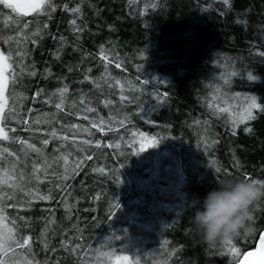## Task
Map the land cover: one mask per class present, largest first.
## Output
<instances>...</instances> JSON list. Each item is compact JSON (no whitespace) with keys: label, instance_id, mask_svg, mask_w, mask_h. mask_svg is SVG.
<instances>
[{"label":"trees","instance_id":"obj_1","mask_svg":"<svg viewBox=\"0 0 264 264\" xmlns=\"http://www.w3.org/2000/svg\"><path fill=\"white\" fill-rule=\"evenodd\" d=\"M53 3L51 18L0 3V37H14L8 44L0 39V51L11 53L6 75L15 76L6 90L15 103L6 104L3 126L10 138L43 149L25 157V145L0 140L14 153H4L0 166L19 157L16 180L8 183L23 169L31 189L0 201V231L29 240L13 246L15 256L7 248L0 256L15 264H126L115 259L124 255L137 264H237L264 231V202L253 210L258 231L235 241L236 253L193 234L187 205L225 177L264 180V0ZM64 4H79L80 14ZM70 19L80 31H72ZM37 20L40 36L15 37L24 24L30 33ZM65 85L60 110L55 90ZM246 97H256L261 109H252L255 119L237 123L233 134L231 120L243 114ZM34 162L42 165L39 180L31 179ZM12 191L0 185V192ZM104 252L113 253L110 261Z\"/></svg>","mask_w":264,"mask_h":264},{"label":"snow or ice","instance_id":"obj_2","mask_svg":"<svg viewBox=\"0 0 264 264\" xmlns=\"http://www.w3.org/2000/svg\"><path fill=\"white\" fill-rule=\"evenodd\" d=\"M227 2H228V0H225L226 4H227ZM0 3H2L5 8L13 9L15 12L20 13L22 15H28L29 13H35L37 18L41 15L48 16L49 18H51L52 12H54L57 8V5L55 3H53V0H31V2L27 3V4H13V3H10L9 0H0ZM62 8L64 11H67V12L72 13L74 15L80 14V5L79 4H77L74 7H69L68 4H64L62 6ZM141 15H143V11H141ZM13 23L20 24L21 21L19 19L13 18ZM68 24L71 26H74L72 28L73 32L80 31L79 27L76 26V20L75 19H70L68 21ZM37 25L38 26L35 29H33L30 33H25L24 29L28 28V24H24L23 28H21L20 30L15 32V37L23 36L24 39L27 40L30 37L40 36L42 34V30L39 27V21L38 20H37ZM47 27H48V24L45 22L43 24V28L46 29ZM0 39H3L4 43L8 44V42L13 40L14 37L10 35V36L0 37ZM60 39H61V41H63L64 37H61ZM17 43H19V41H17ZM32 43L36 44L37 41L35 39H32ZM101 49H103V45H101ZM16 55L19 56V55H21V53L17 52ZM54 55H58V53H54ZM101 57L106 59L103 51H101ZM21 64H22V61H21ZM11 67H12V65H11V53L6 55L3 51H0V140L8 141L10 139H13L16 142H18L22 145H25L26 149H21V151H24L25 157H27L29 155V152H35L39 155H43V149L37 147L35 144L29 143L26 140H21L19 137H11L10 138L8 135H6L5 127L3 126V122L6 119L5 106L9 102L10 99H11V102L13 104L15 103L14 98L6 96V90L8 89L9 84L15 83V76L9 77L8 75H6V72L9 69H11ZM21 71H24V69L21 68ZM45 71H47V69ZM32 74H34V73H32ZM232 75H235V73L233 72ZM248 78H249V80H252L255 77L250 75ZM84 80H86V81L90 80V77L87 74H85ZM227 82L228 81L225 80V83H227ZM55 92L58 93V95H59V102H57L55 104V107L57 109L63 110L62 105L64 103L65 93L68 92V88L65 85V86H62L60 88H57L55 90ZM121 99L123 100V99H125V97L122 96ZM246 101H247V103H246V107L244 108L243 114L238 116L237 118H233L231 120V124L233 127V134H234V128H235L237 123H241L244 120L255 119V116L252 113V109H261V105L257 103L256 97H246ZM81 102L83 103V97L81 98ZM210 107H211V105H210ZM86 110L87 111H93V109L91 107H87ZM262 110H264V109H262ZM8 111H14V109H9ZM29 111H31V109H29ZM221 111H227V109H221ZM53 116H54V114H53ZM230 116H231V114H230ZM12 118L15 119L16 117H12ZM17 122L19 123L21 121L18 119ZM36 122H39V121H36ZM205 123H207V122H205ZM72 127L75 128L76 125H72ZM244 131L248 132L249 128L246 127L244 129ZM54 135H55V129H53V131L49 135L48 139H42L41 140V144L44 146H48L49 140ZM141 135H143V134L141 133ZM84 143L88 144V143H90V141H84ZM96 143L99 144V141H97ZM153 143H154V141H150L146 144H142L141 145V151H143L145 147L151 146ZM74 147H75V145H74ZM52 151L56 152L57 148L55 146H53ZM4 153H6L7 156H13L14 155V153L8 147L0 148V157H2ZM63 159H64V163H65L64 178L67 179L68 174H69V165H68L67 156H64ZM18 162H19V157H17V159L13 160V161H8L7 158L5 157L2 161V166H0V185H7L13 191L11 193L0 192V201H2L4 195H8L10 198H14V193L16 190L24 192L25 195H28L31 193V189H28L25 187L24 182H26V181L30 182V180H29V178H27L24 175L23 169H21V173L18 177V180L15 183H10V184L8 183L9 181L16 180L15 170L17 168ZM78 166L79 165H77V167ZM38 170H42V165L40 163L34 162L32 165L31 179H36V180L41 179V177H39L37 175ZM72 171H75V168H73ZM216 171H217V173H219L221 171V169L216 168ZM244 178L252 180L253 182H256V183H264V180H261L258 178H251L247 174H245ZM116 180H117V184H119V175H117ZM50 198L51 197L48 195H40L39 196V199H42V200H48ZM20 206L23 207L24 205L21 204ZM113 206L116 208H119L118 203H116ZM7 207H15V205L9 204V205H7ZM3 212H4V206L2 204H0V220L4 219ZM21 219H23V217H21ZM262 240H264V237H262ZM28 243H29V240H28L27 236L23 237V243H21L19 239H14L11 229H5L3 231H0V251H3L5 248H7V251L9 253H13V256H15L16 253L14 252L13 246L15 245V248H23V246L27 245ZM228 251H230L231 253H236L238 250L235 247H228ZM99 255L107 258L108 261H110L113 257L112 252L99 253ZM247 255L251 256L254 254L248 253ZM115 259L117 261H124V262H126V264H137L136 260H134V259L130 260L129 256H127V255L117 256V257H115ZM0 264H15V262H14L12 257H10L8 255H4V256H0ZM101 264H104V262L102 261Z\"/></svg>","mask_w":264,"mask_h":264},{"label":"clouds","instance_id":"obj_3","mask_svg":"<svg viewBox=\"0 0 264 264\" xmlns=\"http://www.w3.org/2000/svg\"><path fill=\"white\" fill-rule=\"evenodd\" d=\"M261 202H264V183L238 176L225 177L202 197L194 194L189 199V229L209 246L235 247V241L253 238L258 231L253 210ZM248 256L242 264H264V247L252 260Z\"/></svg>","mask_w":264,"mask_h":264},{"label":"water","instance_id":"obj_4","mask_svg":"<svg viewBox=\"0 0 264 264\" xmlns=\"http://www.w3.org/2000/svg\"><path fill=\"white\" fill-rule=\"evenodd\" d=\"M262 237H264V231L261 233V235H260V237H259V240H258V242H257V244H256L255 249H254L253 251L246 252V253L241 257L240 261H239L237 264H242V261L245 260V256H248V255H247L248 253H253V254H254V255H252V256H248V259H249V260H252V259L254 258V256H255L256 254H258V251H259L262 247H264V240H262Z\"/></svg>","mask_w":264,"mask_h":264},{"label":"rangeland","instance_id":"obj_5","mask_svg":"<svg viewBox=\"0 0 264 264\" xmlns=\"http://www.w3.org/2000/svg\"><path fill=\"white\" fill-rule=\"evenodd\" d=\"M9 2L13 4H27L30 3L31 0H9Z\"/></svg>","mask_w":264,"mask_h":264}]
</instances>
